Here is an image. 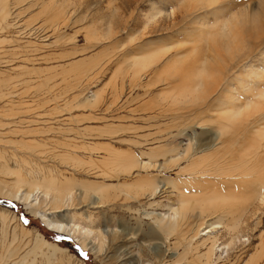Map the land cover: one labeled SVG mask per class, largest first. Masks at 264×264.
Listing matches in <instances>:
<instances>
[{
	"label": "rangeland",
	"instance_id": "1",
	"mask_svg": "<svg viewBox=\"0 0 264 264\" xmlns=\"http://www.w3.org/2000/svg\"><path fill=\"white\" fill-rule=\"evenodd\" d=\"M66 1L67 17L70 15L68 20L66 18V27L56 24L60 16L56 23L54 22L55 25L52 24L56 30L43 23V15L37 22L27 24L28 16L39 11L36 9L29 11L26 16L24 14L21 20L12 22L22 26L23 35L20 36L19 45L23 48L18 50V59L11 65L5 63L10 60V52L5 55L3 50L0 51V80H3L0 83V151L5 150L7 155L11 154L15 147L3 142L24 139L19 136L15 138L11 134L3 137L1 134H4L6 127L5 131L39 129V134L29 135L30 137L23 140L41 141L38 142L35 154H30L26 148H18L17 155L28 161L27 165H18L17 169L23 174L22 177L27 180L34 177L41 180L42 176L54 178L56 183L67 181L76 185L77 189L84 184L92 189L98 186L108 188L102 191L101 204H92L89 195L88 198L76 197L77 199L74 198L53 214L57 221L65 225L91 228L94 234L92 240L90 237L82 238L78 233L73 235L50 230L37 215L32 214L20 202L0 198V213L6 216L4 220L0 218V264H130L133 259L136 264H155L156 261L157 264H194L195 261L189 255H183L184 248L189 247L188 244L194 247L199 245L207 236L215 239V245L218 246L212 256V264H257L264 261V201L253 197L259 194L257 183L262 178L259 175H237V172L244 171L240 166H249L248 169H253L252 171L262 169L261 172H264L262 164L248 162L243 155L244 151L247 153L248 148L243 144H250V134L241 131L242 140L235 144L221 145L219 139L215 140L223 123L218 121L221 114H215L217 105L215 107L214 102L217 95H212L201 106L185 107L186 105L182 106L180 103H172L171 99L170 105L167 99L168 95L171 98L176 92L173 89L171 94L170 89L172 86H178L177 76L182 75L181 68L186 69L188 73L194 72L195 62L197 65L201 59V56L193 52L197 39L209 40V35L213 38L217 33V40H213L216 46L222 37V43L233 38V33L237 39L245 38L243 41L239 38L237 44L240 45V40L242 41V45L247 49L245 53L249 51L248 46L250 49V46L256 44L257 35L260 37L258 40H261L259 43L264 46V0ZM49 11V15L57 14L58 5H54V11ZM244 14L246 18L248 15V19ZM242 19L247 20V23L243 21L245 25L241 24ZM246 24L256 30H249ZM222 25L227 29L222 31ZM107 27L113 30L110 38L93 39L95 30L99 32L96 34L101 35ZM245 28L249 30L251 37L245 32ZM30 29H36V32H29ZM50 42L51 44L47 45ZM243 42H247V47ZM213 43L211 40L214 46ZM259 43L256 45H260ZM149 44H152L151 48L161 46L170 49L153 69H149L136 80L125 63L128 57L142 53L141 50ZM221 45L224 49L227 48L225 44ZM221 45L217 50L221 49ZM26 46H29L27 49H31V52ZM221 50L223 51V48ZM229 51L227 50L225 56L223 51L222 56L228 58L231 55ZM236 51H239V54L243 52L239 49L233 53ZM164 54H160V57ZM175 54H178L176 57L181 66L177 76L172 80H165L164 75L163 78L157 77L163 68L160 65L174 59ZM209 54L211 53L208 52ZM47 56L51 59L49 63L41 61ZM24 57L30 61H26ZM216 60L210 63L211 66L208 65L209 70L212 67L215 69ZM78 61L82 65L71 69L70 66ZM258 69L264 72V66L258 65ZM48 75L49 82L46 80ZM238 91L239 94L235 96L242 104L249 97L244 98L240 95L241 90ZM162 93H168L166 102L164 97H161L163 102L158 97V94L165 96ZM92 95H95L94 100H91ZM213 110L215 112H212ZM31 120L37 122L23 124L21 127L16 125V128L10 125L3 127L5 123ZM253 124L250 122L249 127ZM207 143L213 144L207 152L200 153L199 150L188 161L170 162L165 171L159 174L156 170L136 174L134 168L130 173L114 167L108 171V166L103 165L108 163L113 155L116 159L121 157L129 162L133 158L147 161L152 146L155 148L158 145L155 150H161L169 144V148L180 152L190 145V153H193L198 145ZM219 147L216 155H221L223 160L220 167L223 169L215 171L205 168L209 163L204 159L207 160ZM164 153L163 148L160 156L154 160L162 162L165 156H169ZM173 155L174 153L170 154ZM199 160L201 161L198 163ZM245 160L247 164L244 165ZM10 161L8 160V167L13 169L15 165L13 160ZM195 162L201 166L199 171H202V168L203 171H210L191 177H188L187 172L180 174L179 168L186 170ZM252 164L258 167L252 168ZM104 168L106 170H103ZM154 178L165 185L155 193L156 196H149L150 191L140 189L139 185L152 182ZM187 180L190 183H187ZM13 181V176L0 173V182H5L8 186L13 184ZM170 185L178 187L180 192H187L188 196L192 195L190 198L193 197L195 201L191 199L189 202V198L187 202L190 203L188 216L187 219L180 220L181 224L186 223L181 231L167 232L162 228L164 232L156 230L158 234L155 236L153 232H149V228L157 229L158 222H168L173 216V209L179 207L178 192L173 191ZM211 192L235 199L222 203L220 208L218 203V210L216 208L204 212L198 208L197 201L211 195ZM49 208L53 206L48 205L42 210L49 211ZM234 219L239 220V223L236 229L232 230L230 227ZM211 223L215 224L214 230L207 228ZM21 226L28 231H23ZM208 231L210 232L207 233ZM196 234L198 236L195 237ZM203 234L205 236H202ZM37 235L43 237L51 248L55 245L61 250L53 251L43 246L26 256L35 245ZM212 240L209 239L204 244L209 247ZM8 250L13 251V256H7ZM203 252L205 250L200 248L197 254ZM180 254L185 256L181 260L178 258Z\"/></svg>",
	"mask_w": 264,
	"mask_h": 264
},
{
	"label": "bare ground",
	"instance_id": "2",
	"mask_svg": "<svg viewBox=\"0 0 264 264\" xmlns=\"http://www.w3.org/2000/svg\"><path fill=\"white\" fill-rule=\"evenodd\" d=\"M67 3H68V1H66V0H60L59 3H58V0H0V51L3 50V53L5 55H7V53L10 52V54H9L10 60L5 61V63L11 65L14 61H16L18 59V52H19L18 50L23 48V47L20 48V45H19L20 36L23 35V33L21 32L22 26L21 27L17 26L18 23L12 24V22H16L18 20H21L22 17H24V14L26 16L29 13V11L36 9L39 11L33 15L28 16V19L26 20L27 24L37 22L36 20L40 19L41 15H43L44 16L43 17V23L45 25H47V26L50 25V27H53L55 25L54 22L60 16L58 18L59 21L57 23L56 22L55 23L58 26L59 25L64 26L66 24V18H67V20H68V18H70V15H69V17H67L68 16L67 15L68 14ZM54 5H58V12H57V14H53V12H52L51 14H53V15H49L48 11L49 10L54 11ZM246 8L248 9V5ZM250 15L252 16L253 13H251ZM255 16L257 17V15H255ZM244 17L246 18V14H244ZM246 19H248V15H247ZM233 20H234V18H233ZM243 21L247 23V20L245 21L244 19H242L241 24L245 25V23H243ZM52 24H53V26H52ZM248 24H249V22H248ZM248 24H246V25H247V28L249 30H251V29L254 31L256 30V29H254L255 27L249 28ZM252 24H253V22H252ZM40 26H42V25H40ZM257 26H259V24H257ZM19 27H20V29L17 30ZM64 27H66V26H64ZM225 27L226 26H223L221 28V30L223 31L224 29H227V27L226 28ZM242 27H244V26H242ZM53 28L55 29V27H53ZM247 28H245V30ZM15 30H17V31H15ZM214 30H215V28H214ZM31 31L36 32V29H30L29 32H31ZM248 31L246 30L245 32H247L249 34L248 36H250V33ZM94 32L95 33H93V39L104 40V39H108L112 36L113 30L110 27H107L105 29L104 33L101 35L98 34L99 33L98 30L97 31L95 30ZM96 32H98V33L96 34ZM241 33H243V32L241 31ZM90 34H91V32H90ZM256 34H258L257 31H256ZM216 35H217V33L215 34V36ZM210 36L211 35H209V40L211 39L212 43H213V40L214 41L217 40V39H215L217 36L216 37L212 36L214 39L211 38ZM219 36L222 37L224 35H222V36L219 35ZM220 37H218V38H220ZM232 37L233 38H231V39H229V37H228L229 40L226 39L223 41V43L221 42L223 37L220 38V40L217 41L218 43L219 42L220 43H219V45L216 44V46H215L216 42L213 43L214 44V46H213L211 44V40L209 41L205 37L204 38L207 40L200 38V39H202V41L201 40L199 41L197 39L196 40L197 44H195V49L193 52H195L197 56H201V59L199 58L200 60L197 62V65L195 62L196 68L193 69V70H195L194 72L188 73V72H186V69L184 70L183 68H181L183 72L180 71V73L182 72V75L181 76L176 75L177 71H179L178 69L181 67V66H179V62H178L177 57H176L178 54H175L174 55L175 58L170 59L169 62L167 61L165 63V65L161 64L160 66L161 67L163 66V68H161L162 70L160 71V74L157 77H159V78L164 77L165 80H167V79L172 80L174 76H177L178 79L177 78L176 79L179 80V82H178L179 84L177 83L178 86H172L171 87V89H170V90H172L171 94L173 93L174 90H176V92H174V94L170 96L171 98H169L168 93H166V94L162 93L165 96H161V95L159 96V94H158V97L161 100H162L161 97H164L165 99L164 98L163 99L166 102V97L168 95L167 99H169L170 105L172 103H176V104L180 103V105L183 104L182 106L186 105L185 107H188L191 105L201 106L209 98H211L212 95H213V97H216L214 95H217L215 102H214L215 107L217 105L216 109L214 107V109L217 112H215L214 110L212 112H215V114L220 113L221 116L218 117L219 118L218 121L223 122V123L220 125V127L217 131L215 140L219 139L221 141V145H225L227 143L235 144V143L239 142L240 140H242V138H240V137H242V135H240L241 131H244L246 134H250V144L246 143V142H244V144H243L245 147H248L247 153H246V151H244L243 155H244V157L247 158L248 162L254 161L256 163L258 162L259 165L262 164L263 165L262 168L264 170V163H263L264 162V75L262 74L264 72L262 69H260V70L258 69V65H259V67H260V65L264 66V46L262 47L261 43H259L261 41V40H258L260 37L256 35V37H257L256 44L259 43L260 45H256V44L252 45L253 44L252 43L251 44L252 46H250V49L248 46L249 51L244 53V51L247 50L242 45V41L245 38L241 39L239 37L242 41L240 40L241 44L239 42L240 45H237L239 38L237 39V37L235 35H233V33H232ZM250 37H249V39H250ZM91 39H92V36H91ZM254 41H255V39H254ZM50 44H51V42L48 43L47 45H50ZM52 44H54V43H52ZM221 44H225V47H227V48L224 49V47ZM220 45H221V49L223 48V51L225 52L224 54H223V51L221 49H220L221 52H220L219 48L217 50V47ZM244 45L246 46L247 42H246V44L244 43ZM151 47H152V44L145 45V49L141 48L144 51H142L140 49L142 53H139L140 52L139 51L138 52L139 54L132 55L131 57H128L129 59L125 63L127 65L128 71H130V74L131 73L133 74V75L132 74L131 75L136 80L140 79L142 77V75L145 72H147L149 69H151V68L153 69V67H155V65H157L160 62V60L166 55L167 51L170 49V48L168 49L167 47H161V46H160L161 48L160 47L151 48ZM243 47L245 49H243ZM6 48H8L9 50H5ZM25 48L27 49V48H29V46H26ZM33 48H37V47H33ZM206 48H208V49H206ZM39 49H41V48H39ZM45 49H46V47H45ZM209 49H213V50L211 51ZM239 49H242L243 52H241L240 54L238 53L239 51L238 52L236 51V53H233V52H235V50H239ZM27 50H30L29 52H31V49H27ZM34 50L36 51L37 49H34ZM42 50H44V49H42ZM197 50H198V52H197ZM227 50L228 51L230 50L229 55L230 54L231 55L228 56V54H227L226 56H228V58H225L223 56H225V54L228 53ZM257 51H259V52L257 53ZM208 52L211 53L212 55L211 54L208 55ZM162 53H165V54L160 57V54H162ZM221 53L223 54V56ZM171 58H172V56H171ZM215 59H217L215 61V67H214L215 69H213V67H212L209 70L208 65H210V63L213 62ZM26 61H30V60L26 59ZM41 61H44L45 63H49L51 61V59L49 56H47L44 59L42 58ZM5 63H3V64H5ZM29 63H31V62H29ZM32 63H34V62H32ZM81 65H82L81 62L78 61L74 65H71L70 68L71 69H77ZM193 68H194V66H193ZM50 69L51 68H49V70ZM27 73L28 72H26V75H27ZM162 75H164V76L162 77ZM46 80L49 82V75L46 78ZM2 81L3 80H0V83H2ZM238 90H241L240 95H242L244 98L249 97L242 104H241V102H238V100L235 96V94H239V93H237V92H239ZM92 96H93V98L91 100H94L95 95H92ZM170 99H171L172 103L170 102ZM157 100H158V98H157ZM164 100H162L161 102H163ZM46 104H44V105H46ZM173 106H175V104H173ZM177 106H179V105H177ZM25 107H27V106H25ZM195 110H197V109H195ZM205 110H206V108H205ZM207 112L208 111H206V113ZM204 113H205V111H204ZM35 122H37V121H32V120L26 121V122H24V121L14 122L13 121L10 123H5V125L3 124V127L10 125V126H14L16 128V125L17 126L19 125L18 127H21L23 124L27 125V124H31V123H35ZM250 122L254 123L251 127H249ZM23 127L25 128V126H23ZM6 129H7V127H6ZM5 130L3 131L4 134H1L2 136L3 135L6 136V134H7V136H9L8 134H11V136H15V138H16V136L17 137L19 136V138L21 137L24 139H25V137H30L29 135H36V134L40 133L39 129H34V128H33L34 131H32V130L30 131L28 129H27L28 131H25L26 129H23V130H19V129L18 130H16V129L12 130L11 129V131L10 130L5 131ZM5 132H7V133H5ZM47 134H44V135H47ZM24 139H20L18 141L13 139V141L8 140V141L3 142L5 145H9V144L13 145L15 147L14 148L15 150L13 149L14 151L8 155L6 154L7 152L5 150H2V152L0 151V173L3 175H6V176H13L14 181H13V184L8 185V186L5 182H0V198L10 200L13 202H20L32 214L37 215L38 218L42 221V223H44L47 226V228L50 230H55V231L60 232V233L73 234V235H74V233H78L82 238L83 237H86V238L90 237V239L92 240L94 234H93V230L91 228H88V227L74 228V226L65 225V224L57 221L54 218L53 214L56 213L57 209H60L61 207L69 204L76 197H87L89 195L88 197H91V199L93 201V202L91 201L92 204L100 203V199H101L100 197H103L102 191L107 189L108 187L101 188L100 186H98L97 188L92 189L89 186L84 184L82 187L77 189V188H75L76 185L70 184L67 181L62 182V183H56V179H54V178L48 179V178L42 176V178L40 177L41 180L35 179V177L32 178L31 180L25 179L24 177H22L23 174L22 175L20 174L21 171H19L17 168H18V165L21 163L23 165H27L28 161H27V159H24L23 157L17 155V151H19L18 148H26L28 151H30V154H32L36 151L35 149H37V147L39 146V143L41 141L40 142L38 141L39 142L38 143L37 141H34V139H33L32 141L24 142L23 141ZM0 142H2V141L0 140ZM144 142H147V141H144ZM42 144H43V142H42ZM145 144H147V143H145ZM188 144H190V143H188ZM233 144H231V145H233ZM165 146H163V148L165 149V153L169 154V156L168 157L165 156V158L163 159L162 162H158L157 160H154V159L158 158L160 156V153L163 151V148L161 150L160 149L155 150L156 147L152 148L153 147L152 146L151 147L152 150L150 152L148 151L149 152L148 153L149 160H147V161H141L139 159L137 160L136 158H133V160L131 162H129L128 159H122L121 157H118L116 159V157L113 155V157H110L109 162L106 164L103 163V165L108 166V168H106L108 171L111 169V167H114L120 171H126V172L130 173L129 171L134 168V169H136L134 172L136 174L149 172L152 170H154V171L156 170L159 174V173H162V171L164 169H166V166L169 165L168 163L176 162V161H188V160H190V157L195 156L194 155L195 152H198L199 150L201 151L200 153L207 152L209 149L212 148L213 144L212 143L200 144V145H198V147L196 145L197 148L194 149L193 153H190V145L187 146V149L185 151L182 150L180 152H175L176 150L174 151V149L169 148L168 147L169 144H168V146H166L167 148H165ZM144 147H146V146H144ZM160 147H162V146H160ZM176 148H178V146H176ZM219 150H220V147L218 149L214 150L215 153L213 155H210L209 158H207L208 161L206 159H204L206 163H209L205 168L212 169L215 171L223 169L220 167V166H222L221 160H223V159L221 158V155H219V156L216 155V154H218L217 152ZM43 151L45 152V150H43ZM172 153H174V155L170 156V154L172 155ZM38 154H37V156H39ZM156 154H157V156H154ZM220 154H221V151H220ZM142 156H144V155L142 154ZM5 157H8L9 159H6ZM39 157L41 158V156H39ZM70 157L71 156L68 157L69 160H70ZM8 160L9 161L13 160V163L15 165V167L13 169L8 167L9 166ZM65 160H66V157H65ZM247 160H245L246 162L244 161V165H245V163L247 164ZM200 161L201 160H199L198 163ZM198 163L195 162V163L191 164L190 167L186 170L184 168H182V169L179 168L180 174L187 172L189 174L188 177H191V176L197 175V174L200 176V174L207 173L210 171V170L209 171L208 170L203 171V168H202V171H199L201 166H199L200 164L197 165ZM252 165H253L252 168H254L256 166L254 164H252ZM240 167L243 168L244 171H240V173L237 172V175H241V174H243L242 176H244V175H259L262 178V180L260 179L261 181H258V183H257L259 194L255 195L253 197H257L256 199L259 198L261 202L264 201V172L263 173L261 172L262 169L261 170H259V169L255 170L256 167H258V166H256L254 169L256 171L255 172V171H252L253 170L252 168H251L252 170H249L248 169L249 166L247 168L245 166H240ZM168 168L169 167H167V169ZM234 168H232V169H234ZM106 169L104 168L103 170H106ZM20 170H21V168H20ZM27 173H25V174L27 175ZM29 173L31 174V171H29ZM114 174H115V172H114ZM103 175H105V174H103ZM235 175H236V172H235ZM115 176H116V174H115ZM259 176H258V179H259ZM30 177H32V176H30ZM106 177H108V176L106 175ZM188 180H187V183H190V181H188ZM183 184H184V181H183ZM164 185H165V183H162L161 181H159V179L154 178L152 180V182L151 181L144 182L141 185H139V187H141L140 189H142V188L148 189V192L150 191L149 196H153ZM171 187H172L171 189L173 191L178 192L179 200L177 202H178L179 207H178V209H173V216L168 222L162 223V221H160L157 223V227H156L157 229H154L153 227L149 228V232H153L155 236H157L159 230L163 231L162 228H164L165 231H167V232H175V231H181L182 226L186 225V223H185V225H184V223L181 224L180 220L181 219H187L188 210H189L188 204H190L187 202L189 201V198L192 195L188 196L187 192L186 193L180 192L178 187L176 188L173 185ZM212 193H214V192H211V195H208V196H206L204 194L206 197L202 198L201 200L197 199L198 200L197 201L198 208H201V210H204V212H209V210H211V209H216L218 203H219L218 208H220L222 203H225L228 201L232 202V200L235 199V198H230L227 196H221L218 193H214V194H212ZM186 197H188V198H186ZM191 199H193V197L190 198L189 202H191ZM88 201H90V200L88 199ZM48 205L53 206V208H49V211L48 210H42L43 207H46ZM218 208H217V210H218ZM0 218H1V220H4L6 218L5 214L0 213ZM233 221H234L233 225L230 228L232 230H235L236 227L238 226L239 220L234 219ZM214 225H215L214 223H211L208 225L207 228H212V230H214L215 229V228H213ZM21 229L23 231H28L24 227H22ZM156 230H158V231H156ZM209 232L210 231H208L207 233H209ZM196 236H198V234H196L195 237ZM202 236H205V235L203 234ZM81 237H80V239H81ZM35 239H36L35 245L33 246L31 251L26 256H28L30 253H34L36 248L43 247V246H45V247H47L53 251L61 250L59 247H56L55 245L51 248L50 244L41 236L37 235ZM209 239L212 240V238H209L207 236V238H204L203 240H201L199 245H197L195 247L191 244L190 245L188 244L189 247L184 248L185 251H183V255H185V256L189 255L191 257V259L193 261H195L194 264L195 263L212 264V262H213L212 256L214 254V251L218 250L217 249L218 246L215 245L216 242H214V240H215L214 239L210 242V246L207 247L206 246L207 244L205 245L204 243L209 241ZM200 248L205 250V252H203L202 254L199 255V253L197 254V252L199 251ZM221 249H223V248H221ZM195 253H196V255H194ZM183 255L182 254L178 255V258L181 260L182 257H185ZM7 256L8 257L13 256V251L8 250ZM133 260H132V263L130 262V264H136V260L135 261H133ZM193 261L192 262L190 261V262L193 263ZM156 262H158V261H156ZM156 262H154V263L157 264ZM128 263H129V261H128ZM257 264H264V261H262L261 263L258 262Z\"/></svg>",
	"mask_w": 264,
	"mask_h": 264
},
{
	"label": "snow or ice",
	"instance_id": "3",
	"mask_svg": "<svg viewBox=\"0 0 264 264\" xmlns=\"http://www.w3.org/2000/svg\"><path fill=\"white\" fill-rule=\"evenodd\" d=\"M218 11H219V9H218Z\"/></svg>",
	"mask_w": 264,
	"mask_h": 264
}]
</instances>
